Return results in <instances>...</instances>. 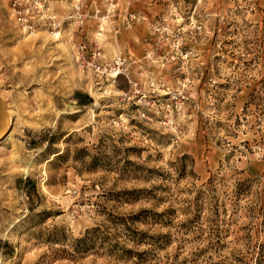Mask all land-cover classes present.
Masks as SVG:
<instances>
[{
  "label": "rangeland",
  "instance_id": "rangeland-1",
  "mask_svg": "<svg viewBox=\"0 0 264 264\" xmlns=\"http://www.w3.org/2000/svg\"><path fill=\"white\" fill-rule=\"evenodd\" d=\"M9 1L0 264H264V0H45L52 35ZM84 37L179 108L78 69Z\"/></svg>",
  "mask_w": 264,
  "mask_h": 264
},
{
  "label": "built area",
  "instance_id": "built-area-1",
  "mask_svg": "<svg viewBox=\"0 0 264 264\" xmlns=\"http://www.w3.org/2000/svg\"><path fill=\"white\" fill-rule=\"evenodd\" d=\"M8 10L13 23L22 33L31 34L43 29L52 35L60 30L61 21L52 13L45 0H10ZM129 17L132 19L133 15ZM72 53L76 67L82 71H90L99 80L114 82L119 76H123L127 89L121 92L120 99L124 103L135 107L149 106L151 112L158 115L163 108L170 107L167 100L172 98L175 100L174 106L179 108L180 102H176L178 94L160 90L155 79L151 76L144 77L141 71L137 72L136 77L128 78L127 61L120 55L104 61L96 42H88L84 37L73 44ZM164 96L167 98L163 100Z\"/></svg>",
  "mask_w": 264,
  "mask_h": 264
},
{
  "label": "bare ground",
  "instance_id": "bare-ground-1",
  "mask_svg": "<svg viewBox=\"0 0 264 264\" xmlns=\"http://www.w3.org/2000/svg\"><path fill=\"white\" fill-rule=\"evenodd\" d=\"M33 33H35V32H33ZM2 103H3V101H2ZM7 120L9 121V119H8V113L5 111V108H4V105H3V123H2L0 137L5 132L6 127H7V124L9 123Z\"/></svg>",
  "mask_w": 264,
  "mask_h": 264
},
{
  "label": "water",
  "instance_id": "water-1",
  "mask_svg": "<svg viewBox=\"0 0 264 264\" xmlns=\"http://www.w3.org/2000/svg\"><path fill=\"white\" fill-rule=\"evenodd\" d=\"M2 123H3V103L2 100L0 99V134H1Z\"/></svg>",
  "mask_w": 264,
  "mask_h": 264
}]
</instances>
